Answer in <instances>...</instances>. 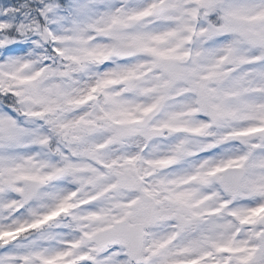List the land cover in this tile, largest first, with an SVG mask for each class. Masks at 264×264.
Listing matches in <instances>:
<instances>
[{"label":"snow or ice","instance_id":"obj_1","mask_svg":"<svg viewBox=\"0 0 264 264\" xmlns=\"http://www.w3.org/2000/svg\"><path fill=\"white\" fill-rule=\"evenodd\" d=\"M0 264H264V0H0Z\"/></svg>","mask_w":264,"mask_h":264}]
</instances>
